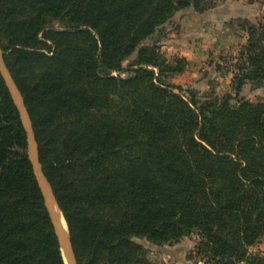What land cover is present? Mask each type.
Segmentation results:
<instances>
[{"label": "trees", "instance_id": "obj_1", "mask_svg": "<svg viewBox=\"0 0 264 264\" xmlns=\"http://www.w3.org/2000/svg\"><path fill=\"white\" fill-rule=\"evenodd\" d=\"M191 6L208 1L0 0L5 61L78 264H150L135 237L194 232L212 264H264L249 252L264 236V103L240 96L264 84V16L246 21L234 95L201 98L165 79L185 61L147 43ZM0 264H66L1 73Z\"/></svg>", "mask_w": 264, "mask_h": 264}, {"label": "rangeland", "instance_id": "obj_2", "mask_svg": "<svg viewBox=\"0 0 264 264\" xmlns=\"http://www.w3.org/2000/svg\"><path fill=\"white\" fill-rule=\"evenodd\" d=\"M206 1L207 9L196 10L191 6L177 11L164 31L147 43L159 40L161 52L167 60L185 61L183 71L166 74L168 82L185 89L194 88L201 98H205L210 90L220 96L229 92L234 95L232 80L239 72V52L248 38L246 21L256 23L264 16V0ZM54 26L63 28L65 24L57 21ZM134 58L135 54L126 60L125 65ZM240 96L264 103V84L248 81ZM134 240L147 248L145 256L150 264H212L195 253L200 241L197 232L178 242L165 244H156L146 238L135 237ZM249 252L264 255V236L249 248Z\"/></svg>", "mask_w": 264, "mask_h": 264}, {"label": "water", "instance_id": "obj_3", "mask_svg": "<svg viewBox=\"0 0 264 264\" xmlns=\"http://www.w3.org/2000/svg\"><path fill=\"white\" fill-rule=\"evenodd\" d=\"M0 73L4 78L6 86L8 87L11 97L19 111L23 127L26 131L28 143V156L33 165L34 173L38 184L42 190L47 210L54 224L58 241L63 252L66 264H78L68 224L67 228H64V226H62L60 222V212L62 213L64 219L65 216L57 203L53 187L44 172V167L40 160L39 146L29 110L26 106L24 96L6 64L4 51L1 47V40Z\"/></svg>", "mask_w": 264, "mask_h": 264}, {"label": "bare ground", "instance_id": "obj_4", "mask_svg": "<svg viewBox=\"0 0 264 264\" xmlns=\"http://www.w3.org/2000/svg\"><path fill=\"white\" fill-rule=\"evenodd\" d=\"M60 222H61L62 226H64V228H67L66 222H65V220L63 219V217H62V213H61V212H60Z\"/></svg>", "mask_w": 264, "mask_h": 264}]
</instances>
